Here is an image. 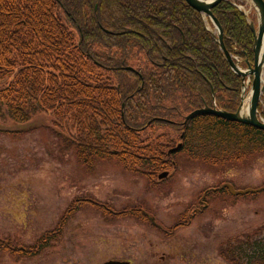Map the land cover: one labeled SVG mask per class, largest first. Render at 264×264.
Returning a JSON list of instances; mask_svg holds the SVG:
<instances>
[{"label":"trees","instance_id":"1","mask_svg":"<svg viewBox=\"0 0 264 264\" xmlns=\"http://www.w3.org/2000/svg\"><path fill=\"white\" fill-rule=\"evenodd\" d=\"M213 13L227 50L253 61L244 12L225 0ZM213 31L186 0H0V126H30L43 114L82 166L112 160L153 184L161 172H176L180 155L213 169L244 163L264 153V130L213 114L186 122L205 106L235 112L241 104L242 77ZM259 109L264 116V103ZM86 205L155 226L139 205L117 211L86 196L36 244L0 240V249L38 255ZM192 209L160 229L188 226ZM220 255L232 264H264V227L222 244Z\"/></svg>","mask_w":264,"mask_h":264},{"label":"rangeland","instance_id":"2","mask_svg":"<svg viewBox=\"0 0 264 264\" xmlns=\"http://www.w3.org/2000/svg\"><path fill=\"white\" fill-rule=\"evenodd\" d=\"M232 1L258 27L252 1ZM259 118L264 120L261 112ZM51 126L43 114L30 126L11 121L0 126V240L16 247L34 245L45 232L58 228L70 203L87 195L117 211L134 205L151 208L156 218L172 227L181 213L198 204L201 191L220 181L241 189L264 186V153L228 169H213L180 155L177 174L155 186L112 160L82 166L73 147H65ZM212 199L208 210L188 226L173 229V234L132 216L111 217L86 205L41 253L25 256L0 249V264H103L112 259L132 264H232L220 255L221 245L264 227V189Z\"/></svg>","mask_w":264,"mask_h":264},{"label":"water","instance_id":"3","mask_svg":"<svg viewBox=\"0 0 264 264\" xmlns=\"http://www.w3.org/2000/svg\"><path fill=\"white\" fill-rule=\"evenodd\" d=\"M187 3L209 17L216 27V33L214 36L220 44L221 49L224 51L226 58L232 67V69L242 76L245 81L246 78H249L247 82H244L243 86V95L242 102L236 112H229L225 110L215 109L208 106L199 108L191 112L187 118L188 122L191 118L202 115V114H214L216 116L225 118L230 121H238L252 125L256 128L264 130V121L259 118L258 107L264 96V0H251L254 4L256 10L258 11V27L255 26L254 22L249 21L250 28L254 34V63L249 60V57L245 55L243 62L246 63L247 68L242 69L238 66V61L234 56L227 50L224 40H223V29L219 20L215 17L213 13V8L219 3L225 0H186ZM253 78L252 84L250 86L251 92V101L247 114L243 112V102L245 90L249 86L250 79ZM181 147V144H178L176 147L172 148L170 152L178 151ZM169 176V171H165L159 174V180L166 179ZM232 195H244L249 193H257L261 191L262 188H247V189H236L232 184L225 185ZM103 264H131L129 260H119L112 259L105 261Z\"/></svg>","mask_w":264,"mask_h":264},{"label":"flooded vegetation","instance_id":"4","mask_svg":"<svg viewBox=\"0 0 264 264\" xmlns=\"http://www.w3.org/2000/svg\"><path fill=\"white\" fill-rule=\"evenodd\" d=\"M240 57H241V58H244L245 55H242V56H240ZM249 60H250V59H249ZM250 61H251V60H250ZM251 62H252V61H251ZM243 66L247 67V65H246L245 63H243ZM241 77H242V76H241ZM248 79H249V78H246L245 80L248 81ZM242 80H243V78H242ZM252 81H253V78H251L250 81H249V87H248L249 90H250V86H251V84H252ZM263 103H264V96H263ZM263 103H260L259 106H260L261 104H263ZM258 109H259V107H258ZM259 113H260V109H259ZM217 169H218V168H217ZM226 169H228V168H226ZM177 172H178V167H177L175 173H170V171H169V176H168L166 179H163V180H159V175H158V177H157L158 184L155 185V186H158L159 184H162V183H164V182H166V181L172 179L173 176H175V174H177ZM226 184H233V183H232V182H228V181H220V182L217 184V186L212 187V188H208V189H205V190L201 191L200 194L198 195V198H197V200H198L197 203H198V204L192 206L193 209H192L191 213H192L193 215H195V217H197L198 215L202 214L204 211L208 210V208L211 207V202H212V200H213L212 197H213L214 195H218V194H219V195H221V194H227V195L230 194V195H231L229 189L225 186ZM233 185H234V184H233ZM87 196H88V195H87ZM77 199H78V198H77ZM79 199H80V198H79ZM147 208H148V207H145V206L142 207V209L144 210L145 214H148L151 220H152V218H151L152 215H155V217H157L156 214H155V212L153 211V209H151V208L147 209ZM156 219H157L156 221H158V223L161 224V226H162V225L165 226V225L163 224V222H161L158 218H156ZM156 221H153V220H152V223H153L158 229L162 228L161 226L158 225V223H157ZM165 227H167V226H165ZM167 231H168L167 229H164V230H163V232H165V233H167ZM131 264H132V261H131Z\"/></svg>","mask_w":264,"mask_h":264},{"label":"bare ground","instance_id":"5","mask_svg":"<svg viewBox=\"0 0 264 264\" xmlns=\"http://www.w3.org/2000/svg\"><path fill=\"white\" fill-rule=\"evenodd\" d=\"M250 101H251V92L246 90L245 94H244V102H243V112L245 114H247V112L249 110ZM208 107H211V106H208ZM211 108L218 109L215 105L213 107H211ZM202 115H205V114H202Z\"/></svg>","mask_w":264,"mask_h":264}]
</instances>
